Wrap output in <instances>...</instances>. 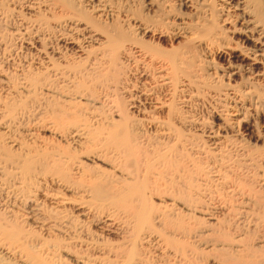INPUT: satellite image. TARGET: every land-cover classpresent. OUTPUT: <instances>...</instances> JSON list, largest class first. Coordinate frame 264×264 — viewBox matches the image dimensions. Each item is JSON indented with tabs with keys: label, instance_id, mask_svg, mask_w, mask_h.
Instances as JSON below:
<instances>
[{
	"label": "bare ground",
	"instance_id": "6f19581e",
	"mask_svg": "<svg viewBox=\"0 0 264 264\" xmlns=\"http://www.w3.org/2000/svg\"><path fill=\"white\" fill-rule=\"evenodd\" d=\"M159 1L0 0V264H264V0Z\"/></svg>",
	"mask_w": 264,
	"mask_h": 264
},
{
	"label": "rangeland",
	"instance_id": "374dc122",
	"mask_svg": "<svg viewBox=\"0 0 264 264\" xmlns=\"http://www.w3.org/2000/svg\"><path fill=\"white\" fill-rule=\"evenodd\" d=\"M154 2V3H153ZM156 2V3H155ZM114 3V4H113ZM158 3V4H157ZM110 4H113V5H110V6H112V8L114 9H117V11L114 9V11H115V13H113V18L114 17H116L117 18V15L118 14H120V15H118V19H123V17H124V19H126L127 21H130V22H132L131 24H136V25H139V24H142V23H145V22H147V21H154V20H156V18H161L162 16H163V13L161 14V11L163 12V9L161 8V7H158L159 5H160V1L159 0H112V3H110ZM160 8H161V10H160ZM120 11V12H119ZM189 11V10H188ZM118 14H117V13ZM126 13V14H125ZM117 14V15H116ZM162 15V16H161ZM128 16V17H127ZM158 16H160V17H158ZM121 17V18H120ZM126 17V18H125ZM163 17H165V15L163 16ZM116 18H114V19H116ZM129 20H128V19ZM158 20V19H157ZM136 28H138V26H136V27H134V29H136ZM133 29V30H134ZM168 34H170V33H167L166 35H165V38L166 39H168ZM168 35V36H167ZM171 35V34H170ZM60 45V44H59ZM63 51H65L66 53H68V54H70V52H67L66 50H63ZM215 52V50H210V51H208V53H207V56H208V58H212L213 56V53ZM23 53V52H22ZM20 51L18 52V57L20 58H22V59H24L25 57L23 56V54H22ZM212 56V57H211ZM211 72H213V69L211 70ZM209 102V103H208ZM207 103L205 102H203V103H198L197 105H194V107H193V111H195L196 112V114H197V116H200V117H206V122L208 121V123H209V125H211L212 127L214 126V129H216L217 128V122L219 123V120H218V118L217 117H215V116H213L212 117V114L214 115V114H216L215 113V110H216V107H214V104L213 103H210V101H208ZM211 104V105H210ZM212 107H214V108H212ZM214 109V110H213ZM210 110V111H209ZM211 111H213V112H211ZM212 113V114H211ZM209 114L211 115V116H209ZM212 119H211V118ZM207 118H208V120H207ZM214 120V121H213ZM217 120V121H216ZM213 121V122H212ZM212 122V123H211ZM216 123V124H215ZM213 124V125H212ZM215 124V125H214ZM217 125V126H216ZM243 128V129H242ZM245 127H240V129H241V133H242V135L245 137L244 139H245V141L247 142V143H249V144H251V145H261V142H257L256 141V131L254 132V134H252L251 133V131H249V130H247V128H245ZM244 130H246V131H244ZM245 132V133H244ZM248 132H250V133H248ZM245 134V135H244ZM247 134V135H246ZM249 135H251L250 136V138H249ZM261 149L262 150H264V148H262L261 147ZM242 163V162H241ZM235 164H237V165H233V167H232V170H233V172H232V174H236L237 176H238V179H242L241 181H244V180H246V182H245V184L247 185L248 183H249V185L251 184V183H253L254 185H255V187H258L255 183H257V181L255 180V179H257V178H255V176L253 175V174H255L256 175V173H257V171H258V169L256 168V167H253L254 168V170H256V171H254L253 170V168L251 167H249V166H244V165H241V164H238V162L236 161L235 162ZM240 165V166H239ZM236 166H238L239 167V169H238V167H237V170L239 171H236ZM242 166V167H241ZM240 167L241 168H243L242 169V171H240ZM251 169H249V168ZM236 172H235V171ZM238 172V173H237ZM241 172H242V174H241ZM254 172H256V173H254ZM239 174H240V176L242 177H240L239 176ZM245 174L247 175H251L252 176V178H251V176H248V180L245 178L246 176H245ZM253 177H254V179H253ZM244 178V179H243ZM252 179V180H251ZM254 181V182H253ZM256 181V182H255ZM248 182V183H247ZM253 184H251V185H253ZM253 185V186H254ZM257 189V188H256Z\"/></svg>",
	"mask_w": 264,
	"mask_h": 264
}]
</instances>
